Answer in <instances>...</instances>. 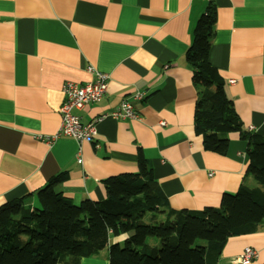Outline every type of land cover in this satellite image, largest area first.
<instances>
[{
    "label": "crops",
    "instance_id": "obj_1",
    "mask_svg": "<svg viewBox=\"0 0 264 264\" xmlns=\"http://www.w3.org/2000/svg\"><path fill=\"white\" fill-rule=\"evenodd\" d=\"M211 1L216 22L209 62L224 81L244 130L264 133V0H0V206L64 173L57 187L77 204L105 198L101 181L135 172L138 153L173 209L217 208L246 176V142L237 133L224 156L205 151L192 115L197 89L184 54L196 20ZM107 76L105 97L75 112L82 123L129 99L139 120L105 117L93 142L69 137L51 143L60 126L64 82ZM233 80V83H229ZM143 92L140 101L134 92ZM163 122L164 125H160ZM82 163H76V155ZM80 264H108L114 245ZM249 247L257 257L240 263ZM216 264H264V221L230 237Z\"/></svg>",
    "mask_w": 264,
    "mask_h": 264
},
{
    "label": "trees",
    "instance_id": "obj_2",
    "mask_svg": "<svg viewBox=\"0 0 264 264\" xmlns=\"http://www.w3.org/2000/svg\"><path fill=\"white\" fill-rule=\"evenodd\" d=\"M216 11L209 1L192 29L184 54L197 89L195 134L205 151L224 156L225 137L246 142L245 177L234 194H223L217 208L173 209L139 152L137 169L101 181L105 198L73 203L57 187L64 173L0 206V264H80L107 246L111 236L127 235L114 245L108 264H216L230 237L257 231L264 221V133L243 129L224 81L209 62Z\"/></svg>",
    "mask_w": 264,
    "mask_h": 264
},
{
    "label": "built area",
    "instance_id": "obj_3",
    "mask_svg": "<svg viewBox=\"0 0 264 264\" xmlns=\"http://www.w3.org/2000/svg\"><path fill=\"white\" fill-rule=\"evenodd\" d=\"M87 71L92 75V80L86 83H75L66 81L61 87L63 101L58 109L60 116V126L57 132L51 137L43 138V142L51 143L59 137L72 138L78 148L84 143H91L96 135V124L105 117L122 120H139L140 116L135 111L132 102L129 99H123L119 104L108 113H104L93 118L87 123H82L80 117L75 113L84 110L87 106L100 102L106 94L107 76L92 67H88ZM230 80L229 83H233ZM132 100L140 101L144 98L143 92H134L131 95ZM160 125H164L163 122ZM249 132L253 131L249 127ZM75 161L81 164V158L77 154ZM257 257V252L249 247L242 250L237 257L240 263H248Z\"/></svg>",
    "mask_w": 264,
    "mask_h": 264
}]
</instances>
